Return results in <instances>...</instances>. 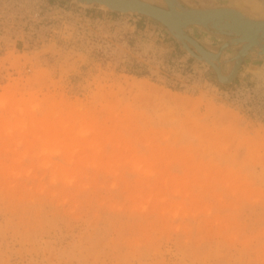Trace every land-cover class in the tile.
Listing matches in <instances>:
<instances>
[{
  "label": "rangeland",
  "instance_id": "obj_1",
  "mask_svg": "<svg viewBox=\"0 0 264 264\" xmlns=\"http://www.w3.org/2000/svg\"><path fill=\"white\" fill-rule=\"evenodd\" d=\"M102 9L0 0V264H264V60Z\"/></svg>",
  "mask_w": 264,
  "mask_h": 264
},
{
  "label": "water",
  "instance_id": "obj_2",
  "mask_svg": "<svg viewBox=\"0 0 264 264\" xmlns=\"http://www.w3.org/2000/svg\"><path fill=\"white\" fill-rule=\"evenodd\" d=\"M84 9L101 7L102 10L124 15L144 16L155 20L176 40L193 59L205 64L214 72L220 84H231L238 75L245 58L252 61L264 59V20L234 7L191 6L184 0H162L156 4L149 0H69ZM192 26L200 27L211 35L225 39L217 48L210 50L189 35ZM230 48H236L227 62H234L227 74H223L221 57ZM220 59V60H219Z\"/></svg>",
  "mask_w": 264,
  "mask_h": 264
},
{
  "label": "crops",
  "instance_id": "obj_3",
  "mask_svg": "<svg viewBox=\"0 0 264 264\" xmlns=\"http://www.w3.org/2000/svg\"><path fill=\"white\" fill-rule=\"evenodd\" d=\"M208 2H211L212 3V1H208ZM256 2L258 3L257 5H256ZM214 3V2H213ZM217 4V3H216ZM251 4H253L252 6L253 7H255L253 10V13L251 14V15H253L254 17H256L257 19H262V20H264V7L261 9V4H264V0H255V2H251ZM217 5H220V4H217ZM223 5H226V4H223ZM258 5H260V6H258ZM226 6H229V5H226ZM196 7H199V6H196ZM230 7H232V6H230ZM202 8H207V7H202ZM240 10V9H239ZM256 11H260L261 13L260 14H258V13H256ZM243 12H245V11H243ZM246 13H248V14H250V12H246ZM192 27H196V26H192ZM191 28V27H190ZM199 41V40H198ZM226 52V51H225ZM224 52V53H225ZM235 56V54L233 55V57ZM247 60H249V61H251V62H256V61H252L251 59H249V58H245L244 59V61L242 62V65H241V67H240V69H239V71L240 70H242V68H244L245 67V65H246V62H247ZM261 60H264V59H260V60H258V61H261ZM233 65V64H232Z\"/></svg>",
  "mask_w": 264,
  "mask_h": 264
},
{
  "label": "flooded vegetation",
  "instance_id": "obj_4",
  "mask_svg": "<svg viewBox=\"0 0 264 264\" xmlns=\"http://www.w3.org/2000/svg\"><path fill=\"white\" fill-rule=\"evenodd\" d=\"M197 1V3H198V5L197 6H199V7H214V6H218L216 3H211V2H208V1H206V0H196ZM255 2V0H251V2ZM257 1V0H256ZM258 3L256 2V5H257ZM258 6H260V5H258ZM261 9L264 7V4H261Z\"/></svg>",
  "mask_w": 264,
  "mask_h": 264
},
{
  "label": "bare ground",
  "instance_id": "obj_5",
  "mask_svg": "<svg viewBox=\"0 0 264 264\" xmlns=\"http://www.w3.org/2000/svg\"><path fill=\"white\" fill-rule=\"evenodd\" d=\"M235 56H236V54H235ZM235 56L233 57L234 59L236 58ZM219 60H220V59H219ZM234 62H235V60H233V65H232V66H234ZM231 68H232V67H231Z\"/></svg>",
  "mask_w": 264,
  "mask_h": 264
},
{
  "label": "trees",
  "instance_id": "obj_6",
  "mask_svg": "<svg viewBox=\"0 0 264 264\" xmlns=\"http://www.w3.org/2000/svg\"><path fill=\"white\" fill-rule=\"evenodd\" d=\"M143 75H144V73H141V72L139 73V76H143Z\"/></svg>",
  "mask_w": 264,
  "mask_h": 264
}]
</instances>
